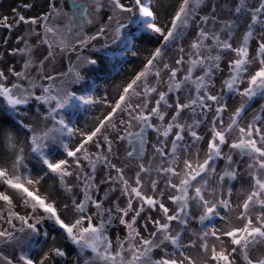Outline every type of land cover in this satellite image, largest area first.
Instances as JSON below:
<instances>
[{
    "label": "snow or ice",
    "instance_id": "snow-or-ice-1",
    "mask_svg": "<svg viewBox=\"0 0 264 264\" xmlns=\"http://www.w3.org/2000/svg\"><path fill=\"white\" fill-rule=\"evenodd\" d=\"M0 31V264H264V0H17Z\"/></svg>",
    "mask_w": 264,
    "mask_h": 264
},
{
    "label": "rangeland",
    "instance_id": "rangeland-1",
    "mask_svg": "<svg viewBox=\"0 0 264 264\" xmlns=\"http://www.w3.org/2000/svg\"><path fill=\"white\" fill-rule=\"evenodd\" d=\"M1 2H2V9H0V10H9V5L15 6V3L17 2V0H2ZM29 2H31V0H29ZM162 2L167 3L168 0H162ZM3 3H4V5H3ZM29 13H31V12H29ZM5 34L6 33H4L3 31H0V35H5ZM73 59H74V57H73ZM128 70H130L129 66H125V71H128ZM116 83H119V80H117ZM82 121H83V118H82Z\"/></svg>",
    "mask_w": 264,
    "mask_h": 264
},
{
    "label": "flooded vegetation",
    "instance_id": "flooded-vegetation-1",
    "mask_svg": "<svg viewBox=\"0 0 264 264\" xmlns=\"http://www.w3.org/2000/svg\"><path fill=\"white\" fill-rule=\"evenodd\" d=\"M2 0H0V5H2V2H1ZM3 5H4V3H3ZM29 15H31L32 13H28ZM65 63H67V62H65Z\"/></svg>",
    "mask_w": 264,
    "mask_h": 264
}]
</instances>
